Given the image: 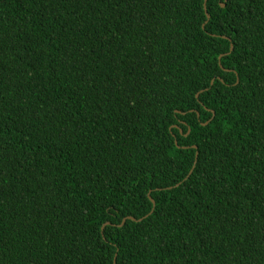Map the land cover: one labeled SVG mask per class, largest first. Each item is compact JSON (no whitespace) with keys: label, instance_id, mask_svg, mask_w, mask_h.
I'll return each instance as SVG.
<instances>
[{"label":"trees","instance_id":"1","mask_svg":"<svg viewBox=\"0 0 264 264\" xmlns=\"http://www.w3.org/2000/svg\"><path fill=\"white\" fill-rule=\"evenodd\" d=\"M205 2L0 0V264H264V0Z\"/></svg>","mask_w":264,"mask_h":264},{"label":"water","instance_id":"2","mask_svg":"<svg viewBox=\"0 0 264 264\" xmlns=\"http://www.w3.org/2000/svg\"><path fill=\"white\" fill-rule=\"evenodd\" d=\"M207 1H208V0H206V2H205V12H206V15H207V17H208V20H210V14H209V12H208V8H207ZM222 7H225V4H222ZM204 28H205V26H204ZM224 38H226V39H228V40L231 41V39L228 38V37H224ZM233 51H234V45L232 44V45H231V51H230L228 54H231ZM228 54H226V55H228ZM221 60H222V56L220 57V62H221ZM213 84H214V81L212 82V85H213ZM208 123H209V122H208ZM208 123H205L204 125H207ZM176 144L178 145L177 141H176ZM194 148H197V147H194ZM192 172H193V170H191L190 175L192 174ZM190 175H189V176H190ZM151 201L153 202V204H154V206H155V201H154L152 198H151ZM128 220H132V221H142L143 219L136 220L134 217H127V218H125V219L123 220L121 226H123ZM116 261H117V257H115V262H114V264H116Z\"/></svg>","mask_w":264,"mask_h":264}]
</instances>
